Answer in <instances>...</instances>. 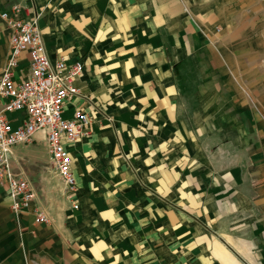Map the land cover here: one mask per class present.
I'll return each instance as SVG.
<instances>
[{
  "label": "crops",
  "instance_id": "1",
  "mask_svg": "<svg viewBox=\"0 0 264 264\" xmlns=\"http://www.w3.org/2000/svg\"><path fill=\"white\" fill-rule=\"evenodd\" d=\"M236 1L0 0V74L1 13L18 5L52 61H83L63 116L91 117L69 147L74 193L42 130L14 147L50 221L13 208L0 181V264H264V22ZM27 151L41 157L32 177Z\"/></svg>",
  "mask_w": 264,
  "mask_h": 264
},
{
  "label": "built area",
  "instance_id": "2",
  "mask_svg": "<svg viewBox=\"0 0 264 264\" xmlns=\"http://www.w3.org/2000/svg\"><path fill=\"white\" fill-rule=\"evenodd\" d=\"M13 8L1 13L11 31L12 51L0 74V181L9 185L15 198L13 208L31 210L34 222L39 224L49 222L50 217L38 204L31 179L15 171L12 151L15 146L32 143L38 131H45L52 164L68 192L74 193L77 188L69 147L90 135L91 117L81 108L69 118L63 116L66 103L81 93L74 80L83 73V61L68 63L63 57L52 61L37 17L22 19L15 13L20 7ZM24 51L30 55V74L16 80L14 69ZM15 112L22 115L17 126L10 117Z\"/></svg>",
  "mask_w": 264,
  "mask_h": 264
},
{
  "label": "rangeland",
  "instance_id": "3",
  "mask_svg": "<svg viewBox=\"0 0 264 264\" xmlns=\"http://www.w3.org/2000/svg\"><path fill=\"white\" fill-rule=\"evenodd\" d=\"M237 3V4H235ZM240 4L243 8H248L247 6H254L255 9L250 8L249 12L251 13V16H255V18L261 22H264V0H237L236 2H234V6ZM247 10V9H246ZM253 34H259V32H255ZM15 114L17 115L18 113H10V116H15ZM38 133V132H37ZM36 133V134H37ZM42 133L44 136L45 131L42 130ZM36 134H35V138H36ZM21 147L25 148V150H29V149H33L34 145L33 144H22L20 145ZM18 147V146H15ZM47 147V146H46ZM37 149H39V147H37ZM41 159L40 156H35L33 155L32 152L27 151L26 155H23V158H21V165L24 169H26L27 172H29V174L31 173V176H35V172H36V167H37V163L38 161ZM15 171H17V167L15 166Z\"/></svg>",
  "mask_w": 264,
  "mask_h": 264
}]
</instances>
